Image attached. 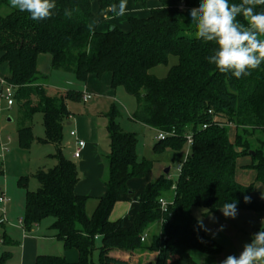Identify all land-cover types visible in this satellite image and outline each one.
<instances>
[{
	"label": "trees",
	"instance_id": "16d2710c",
	"mask_svg": "<svg viewBox=\"0 0 264 264\" xmlns=\"http://www.w3.org/2000/svg\"><path fill=\"white\" fill-rule=\"evenodd\" d=\"M132 1L149 12L142 18L128 17L129 29L123 32L115 26L97 29L103 19L96 20V15L115 17L111 6L119 0H56L54 15L42 21L13 9L9 0H0V63L6 64L9 72L5 80L16 87L14 100L23 114L22 122L31 121L37 113L42 115L44 136L35 139L30 127H22L17 132V146L29 149L34 142L56 146L51 156L56 160L53 168L34 174L38 183L35 191L27 190L28 178L17 181L25 190L22 228L28 233L52 218L54 238L64 250L78 254L75 263L40 255L34 264H127L108 254L136 250L155 253V264H196L191 251L214 257L221 253V247L198 227L192 208L214 214L226 201L235 200L238 210L264 213V203L251 195L252 187L234 179L236 159L252 152L250 168L256 171L257 180L264 179V142L255 140L264 134V64L239 79L210 65L205 58L215 44L197 39L195 26L190 24L189 9L198 6L199 0ZM2 9L8 12L2 13ZM65 9L70 16H65ZM261 9L264 6L257 7V11ZM40 55H49L52 70L71 73L82 85L90 76L98 80L110 76L112 90L122 88L135 98V122L170 134L158 140L154 150H181L185 137L192 135L189 155L181 164L172 202L165 212H161L159 200L168 195L172 183L161 176L138 196L129 226L124 220L110 221L114 206L128 199V183L144 178L150 167L137 159L136 137L120 130L111 105L105 115L109 141L105 193L87 216L88 197L75 193L77 168L59 147L70 115L66 102L80 101L81 92L69 91L59 103L48 98L36 66ZM170 56L177 58V64L165 78L149 73L167 65ZM239 131H250L249 137L258 148L251 150ZM245 196L251 197L250 203L244 202ZM157 223L158 234L149 243H142L141 237ZM96 250L98 260L93 262ZM9 258L10 254L4 253L0 264Z\"/></svg>",
	"mask_w": 264,
	"mask_h": 264
},
{
	"label": "rangeland",
	"instance_id": "374dc122",
	"mask_svg": "<svg viewBox=\"0 0 264 264\" xmlns=\"http://www.w3.org/2000/svg\"><path fill=\"white\" fill-rule=\"evenodd\" d=\"M7 9H2V13H7ZM177 64V58L170 56L168 58L167 65L157 66L149 71L151 75L158 79H163L167 76L169 70ZM106 76L104 75L96 84L101 86L103 89H108L112 92H115L114 100L107 101L105 99H99L97 97L91 96V99L88 103H83L82 101L77 102H66V107L71 109L75 115H85L87 111L97 116L99 121V142L101 146H108V135L106 133L107 119L104 116V113L109 108L108 106L114 105L117 112L115 122L119 125L120 130L123 133L134 134L136 137V157L139 161L147 162L150 167L147 175L151 176L150 181H155L161 176H165L172 183V189L166 197L163 199L170 203L173 198L174 189L176 187V182L178 178L177 168L185 160V155L187 152V145L184 144L181 150L174 151L172 149H163V150H154V144L157 142V131L144 126L138 122H135L132 119V116L135 112L137 103L135 98L128 95L122 88H117L112 90L104 82L106 81ZM95 81V79H94ZM101 81V82H99ZM44 86L46 96L57 103L61 100L64 95L69 91H80L83 93L82 84L76 81L74 75L71 73H64L61 71H54L52 77L48 76L47 79H43L42 83ZM106 85V87L104 86ZM101 87V88H102ZM83 95V94H82ZM7 116L5 118L12 119L13 123L10 124L8 130V135L10 141L8 142V150H12L14 147H17V134L16 131L22 127H31L32 133L35 137H43V126H42V115L40 113L35 114L31 121L22 122L21 120V109L15 103L14 105L7 110ZM5 113V114H6ZM23 115V114H22ZM19 116V118H18ZM70 130L65 124L63 125V134L66 136ZM243 141L248 142L249 148L251 150H256L258 148L257 142L255 140H261L264 142V134H261L254 139H250L251 132L242 133L237 132ZM259 137V138H258ZM46 150V147H41ZM63 149V156L66 159H69V152L66 149ZM264 152V151H263ZM8 153V152H7ZM5 153V154H7ZM44 159L42 162L41 170H49L53 168L54 162L49 159L46 155L48 152H44ZM251 156H240L235 161L234 168V179L235 181L243 186L252 187L251 195L257 197V199L264 202V194H262V189L264 188V179L262 181L257 180V173L250 168L251 165ZM2 159L0 158V164ZM168 169V173L165 174V170ZM2 186V178L0 177V187ZM38 188V183L34 178H29L27 184L28 191H35ZM21 197L25 194V190L20 188ZM22 197V198H23ZM20 196L16 197L14 201L15 204L13 209H11V216L8 222L16 225L18 219H23L24 212L22 211L24 205V198L18 204ZM2 206V205H1ZM90 209L88 205L87 211ZM191 215L197 221L198 219L203 221V224L210 231H205V234L214 242H216L221 247V253L217 256L211 257L205 254H202L198 251L191 252V258L196 264H220V262L226 258V256L233 254L239 255L242 251V247L245 243L250 242L251 234L254 230L261 228V222L264 221V213H254L248 210H238V215L235 219L226 218L223 216L221 210L217 211L214 214H204V211L201 208H192ZM2 214L0 213V219H2ZM53 222L52 218H47L43 220L38 227V232L34 234L35 237L44 239L42 247L38 250L39 255H48V256H59L60 255V242L57 243L56 240H53L54 231L50 228ZM223 226V230L220 231V226ZM157 227V224L154 225ZM35 230V229H34ZM156 229L153 228V232ZM9 238L13 241V244H7V239ZM46 239V240H45ZM49 239V240H48ZM4 242V243H2ZM22 244L21 240V231L16 230L6 223L0 226V257L4 253H9L10 258L5 262V264H20V247ZM97 246L99 244L97 243ZM59 248V249H58ZM98 259V250L93 253L92 260L97 262Z\"/></svg>",
	"mask_w": 264,
	"mask_h": 264
},
{
	"label": "crops",
	"instance_id": "0c3cea01",
	"mask_svg": "<svg viewBox=\"0 0 264 264\" xmlns=\"http://www.w3.org/2000/svg\"><path fill=\"white\" fill-rule=\"evenodd\" d=\"M128 12L126 15L121 17H113L108 18L107 14L104 13L98 17L96 15V20L99 18L103 19V22L97 25V29L100 31H105L108 26H115L119 30L126 32L129 27L127 24L128 17H146L148 15V10H143L139 5L134 3L132 0H127ZM51 58L49 55H40L37 58V70L43 79H47L48 76L52 77L54 70L51 69ZM65 73V72H64ZM9 75L8 67L6 64L0 63V79H6ZM95 79V81H94ZM98 80L90 76L87 82L82 86L83 93H86L90 96L97 97L99 99H105L107 101L114 100L115 92H112L108 89H103V87L98 88L96 84ZM101 82V81H99ZM110 88V76H106V81L104 82ZM106 85H104L106 87ZM44 88V86L41 84ZM81 100L82 101V94ZM91 99V98H90ZM83 102V101H82ZM83 102V103H88ZM104 113L110 110L111 106ZM69 112V117L65 121V125L70 128L66 136H63L60 150L63 155V149H66L69 152V159L72 163L75 164L79 181L75 188V193L79 196L88 197V201L86 203V214L87 216H91L94 209L97 206L98 200L105 193V183L107 181V160L109 155V144L108 146H101L99 142V121L97 116L93 115L89 111L85 113V115H75L66 107ZM7 110L9 108L6 107L5 103L0 102V144H6L8 148V142L11 140L8 135V130L10 128V124L13 123L12 119L5 118L7 116ZM6 113V114H5ZM19 118V116H18ZM22 119V114H21ZM10 120V122H9ZM30 127V126H29ZM31 128V127H30ZM19 130V129H18ZM16 131V134L18 132ZM32 130V128H31ZM75 131L79 140L85 143L84 148L81 150L80 157L78 159H73L72 154L76 149L75 139L70 136V132ZM107 133V132H106ZM33 134V133H32ZM34 136V135H33ZM44 136V134H43ZM35 139H41L40 137H35ZM158 141V140H157ZM46 147V150H41ZM56 146L52 144L41 145L37 142H34L29 149H21L18 146L14 147L12 150H8L7 154H4L1 162V173L0 177L2 178V186L0 187V196L4 195L9 202L3 206L0 203V213L2 214V219H0V226L4 223L10 225L16 230L21 231V240L22 244L19 245L20 249V264H34L35 258L40 256L37 252L42 247L44 239L35 237L34 234L38 232L39 225L33 227L30 232H24L22 225L19 224L21 219H18L16 225L13 223H9L8 220L11 216V209H13L15 204V200L17 196H20V200H18V204H20L21 200L24 198L22 195L20 188L17 185V181L20 178H34V174L41 170L42 162L44 159V152H48L46 155L49 159H51L56 164V160H54L51 156L55 153ZM150 175H146L142 179H135L128 183L129 196L127 201L117 203L112 212L110 214V221L124 220L125 225L129 226L135 217L137 211V199L140 193L145 189V187L152 181ZM262 194H264V188L262 189ZM254 199L264 203L263 201L257 199V197L252 196ZM2 205V206H1ZM88 205L90 209H88ZM24 212V205L22 208ZM12 222L11 220H9ZM153 228L156 229L153 232ZM160 223H157V227L154 226L146 232L144 244L149 243L150 238L153 235H157L159 232ZM35 229V230H34ZM53 240H56L53 235ZM7 239V244H13L9 238ZM46 240V239H45ZM49 240V239H48ZM57 241V240H56ZM4 243V242H2ZM57 243H59L57 241ZM60 255L58 257L64 258L69 263H75L78 259V254L75 250H64L62 244L60 243ZM59 249V248H58ZM192 252V251H191ZM190 252V257H191ZM109 257L115 260L123 261L127 264H155L156 254L151 253L147 250H136L129 253L124 252H110ZM98 260V259H97Z\"/></svg>",
	"mask_w": 264,
	"mask_h": 264
},
{
	"label": "clouds",
	"instance_id": "9594fccd",
	"mask_svg": "<svg viewBox=\"0 0 264 264\" xmlns=\"http://www.w3.org/2000/svg\"><path fill=\"white\" fill-rule=\"evenodd\" d=\"M10 6L26 12L34 21L50 19L56 10V0H9ZM264 0H199L196 7L189 9L190 24L195 26V37L215 44L205 58L222 74H231L239 79L249 76L264 64ZM115 16L128 12L127 0H119L111 6ZM65 16H70L65 9ZM242 18V19H241ZM251 202L250 196L244 197ZM237 201L225 202L220 210L224 217L235 219L238 215ZM199 228L210 231L198 219ZM220 231L223 226H220ZM220 264H264V221L261 228L251 234L250 242L243 245L239 255L230 254Z\"/></svg>",
	"mask_w": 264,
	"mask_h": 264
},
{
	"label": "built area",
	"instance_id": "2783aa9c",
	"mask_svg": "<svg viewBox=\"0 0 264 264\" xmlns=\"http://www.w3.org/2000/svg\"><path fill=\"white\" fill-rule=\"evenodd\" d=\"M16 87L10 83H8L5 79H0V102L5 103L7 108H11L14 105V93H15ZM91 96L83 93L82 95V101L83 102H87L88 100H90ZM206 126H203L202 129H205ZM173 136V134H171ZM70 136L73 137L75 139V146L76 149L72 154L73 159H78L80 157V153L81 150L84 148L85 143L81 140L78 139L76 132L75 131H71L70 132ZM168 136H170V134H166L164 132H159L158 136H157V140H164L165 138H167ZM186 140V145H187V152L185 155V159L187 158V156L189 155V151H190V146L192 144V135L189 134L185 137ZM8 152V148L6 144H0V158L3 157V155L5 153ZM181 169V166L177 168V172L179 173ZM9 202V200L4 196L1 195L0 196V203L5 206L7 203ZM172 200L170 201V203L166 202L164 199H160L159 200V206H160V210L161 212H165L167 210V205L171 204ZM20 225H22V222H19ZM140 241L143 243L145 241V235H143L140 239Z\"/></svg>",
	"mask_w": 264,
	"mask_h": 264
},
{
	"label": "water",
	"instance_id": "95a60500",
	"mask_svg": "<svg viewBox=\"0 0 264 264\" xmlns=\"http://www.w3.org/2000/svg\"><path fill=\"white\" fill-rule=\"evenodd\" d=\"M9 122H10V120H9ZM251 155L253 156L254 153L252 152ZM167 173H168V169L165 170V174H167Z\"/></svg>",
	"mask_w": 264,
	"mask_h": 264
}]
</instances>
